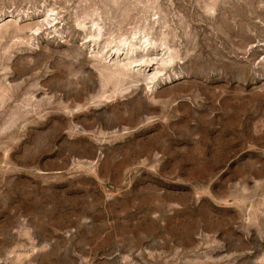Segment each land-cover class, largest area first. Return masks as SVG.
Segmentation results:
<instances>
[{
  "label": "rangeland",
  "instance_id": "obj_1",
  "mask_svg": "<svg viewBox=\"0 0 264 264\" xmlns=\"http://www.w3.org/2000/svg\"><path fill=\"white\" fill-rule=\"evenodd\" d=\"M0 264H264V0H0Z\"/></svg>",
  "mask_w": 264,
  "mask_h": 264
}]
</instances>
